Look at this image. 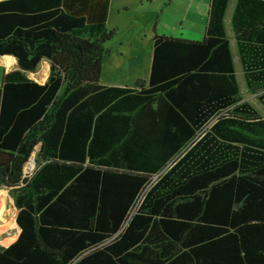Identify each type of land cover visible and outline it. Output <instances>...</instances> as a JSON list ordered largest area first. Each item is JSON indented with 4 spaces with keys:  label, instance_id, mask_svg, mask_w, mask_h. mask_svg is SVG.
I'll return each mask as SVG.
<instances>
[{
    "label": "trees",
    "instance_id": "trees-1",
    "mask_svg": "<svg viewBox=\"0 0 264 264\" xmlns=\"http://www.w3.org/2000/svg\"><path fill=\"white\" fill-rule=\"evenodd\" d=\"M110 2L0 0V57L18 63L1 80L0 190L21 229L0 264H264V118L238 84L229 0H209L200 41L154 29L132 88L100 84ZM231 25L264 107V1L238 0Z\"/></svg>",
    "mask_w": 264,
    "mask_h": 264
},
{
    "label": "crops",
    "instance_id": "crops-1",
    "mask_svg": "<svg viewBox=\"0 0 264 264\" xmlns=\"http://www.w3.org/2000/svg\"><path fill=\"white\" fill-rule=\"evenodd\" d=\"M151 1L133 0L128 2V0H111L107 28L109 31H114L117 42L116 44L114 42L111 44L110 53L103 62L100 77L102 86L132 88L139 80L145 82L149 80L153 59L154 29L160 36L181 37L189 41H200L203 38L209 11V0H184L183 11L179 13L170 11L168 19H164L163 15L167 12V8L174 4H171V0L160 11L161 13L158 16L148 15L146 18L139 16L138 12L143 9L144 2L149 5ZM172 1L174 2V0ZM237 1L229 0L224 18L226 33L230 38L232 55V40H234V36L233 31H231V37L229 36L227 24L228 26L231 24ZM0 67L3 68L4 73H8L16 70L18 63L12 56H3L0 57ZM49 72L50 65L47 61H44L40 65L36 77L32 74H28V76L30 79L42 84L47 80ZM1 192L6 199L3 196L4 203L0 204V213L3 212L4 205H6V209L9 207L15 212V217H17L18 209L15 207L8 191L3 189L0 190ZM6 209L0 215V218L4 221L10 220V214ZM16 226L18 227L17 224ZM18 232L19 234L21 232L19 227Z\"/></svg>",
    "mask_w": 264,
    "mask_h": 264
},
{
    "label": "rangeland",
    "instance_id": "rangeland-1",
    "mask_svg": "<svg viewBox=\"0 0 264 264\" xmlns=\"http://www.w3.org/2000/svg\"><path fill=\"white\" fill-rule=\"evenodd\" d=\"M132 1L133 0H128V2H132ZM169 3H170V1L168 2V0H152L151 4H149V5L147 4V2H144L143 9L139 10L138 15L142 16L144 18H146L148 15H154V16L157 15L158 16L161 13L160 11H162V9ZM172 3H174V4L171 7H168L167 12H165V14L163 15L164 19H168V17H169L168 15H169L170 11H174L177 13L183 11V7L185 6L184 0H174V2L171 0V4ZM227 29H228L229 36L231 37V31H232L231 24L229 26L227 24ZM115 40L116 39L114 37L110 42H108L106 44V47L110 48V46H111V44H113V42L116 44L117 40L116 41ZM236 45L237 44H236L235 40H232V52H233V55L235 58V60H234L235 71L237 74V80H238V84H239L240 89H241V93L244 96V99L247 100L248 102H250L252 104V106L259 112V114L262 116V118H264V107L258 101L257 97L250 94L247 90L244 72L242 69V65L239 61L238 50H237ZM37 72L33 73L34 77H36V74L38 75ZM3 73H4L3 68L0 67V89H1V80H2ZM34 160H35V154L32 155L31 160L29 161L30 166H32V167L34 166V168H35V161ZM26 175H28V173H26ZM5 206L6 205H4L3 212L0 213V215L4 213V211L6 209ZM6 210L10 214V217H9L10 220L4 221L3 219L0 218V245L3 247H7L10 244H12L13 242H15L19 236L18 227L16 226L15 212L12 211L9 207H7Z\"/></svg>",
    "mask_w": 264,
    "mask_h": 264
},
{
    "label": "built area",
    "instance_id": "built-area-1",
    "mask_svg": "<svg viewBox=\"0 0 264 264\" xmlns=\"http://www.w3.org/2000/svg\"><path fill=\"white\" fill-rule=\"evenodd\" d=\"M30 167H31V168H30ZM33 170H34V166H33V167L30 166V164L28 163L27 166L25 167V175H26V173H28L27 176L31 175L32 172H33Z\"/></svg>",
    "mask_w": 264,
    "mask_h": 264
},
{
    "label": "bare ground",
    "instance_id": "bare-ground-1",
    "mask_svg": "<svg viewBox=\"0 0 264 264\" xmlns=\"http://www.w3.org/2000/svg\"><path fill=\"white\" fill-rule=\"evenodd\" d=\"M3 196L5 198V195L3 193H0V204L2 205L4 203ZM6 199V198H5Z\"/></svg>",
    "mask_w": 264,
    "mask_h": 264
},
{
    "label": "water",
    "instance_id": "water-1",
    "mask_svg": "<svg viewBox=\"0 0 264 264\" xmlns=\"http://www.w3.org/2000/svg\"><path fill=\"white\" fill-rule=\"evenodd\" d=\"M32 75H33V73H32ZM6 190V189H5Z\"/></svg>",
    "mask_w": 264,
    "mask_h": 264
}]
</instances>
